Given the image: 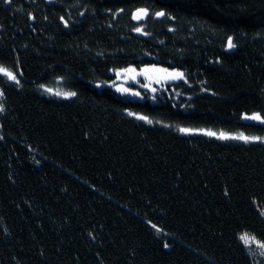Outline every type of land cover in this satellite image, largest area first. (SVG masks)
<instances>
[{
  "label": "trees",
  "instance_id": "obj_1",
  "mask_svg": "<svg viewBox=\"0 0 264 264\" xmlns=\"http://www.w3.org/2000/svg\"><path fill=\"white\" fill-rule=\"evenodd\" d=\"M0 66V264H264V143L196 133L264 137V0H0Z\"/></svg>",
  "mask_w": 264,
  "mask_h": 264
},
{
  "label": "snow or ice",
  "instance_id": "obj_2",
  "mask_svg": "<svg viewBox=\"0 0 264 264\" xmlns=\"http://www.w3.org/2000/svg\"><path fill=\"white\" fill-rule=\"evenodd\" d=\"M5 2L7 3H11L12 0H5ZM155 16L157 17H164L166 15L165 12L163 11H159L154 13ZM149 16V11L147 9L141 8V9H137L136 12L133 14V19L136 21H140L146 17ZM61 19L63 20V17H61ZM67 21H65V27H67ZM135 31H137L138 33L141 34H146L143 32V29L141 27H137L135 29ZM236 47V44L233 43V38L232 37H228L227 39V48L228 49H233ZM126 73H134L135 75H145V77L147 79H154L157 83L161 82L162 80H185V76L183 72H179V71H169L168 69H164V68H156L155 66L151 67V68H144L141 69L139 72H137L136 69L134 68H128L124 70ZM154 74L153 76H149L148 74ZM120 73H117V75H119ZM0 75L4 76L7 78L8 81H11L13 83H15L16 85H20L21 81L18 78V75H22V73L17 74L11 70H8L7 68H5L4 66H0ZM135 75L132 77L133 79H135ZM185 82H187L185 80ZM145 87H147V85H144ZM43 87V86H41ZM119 90V89H118ZM45 91L47 92H52L51 89H45ZM127 91V90H126ZM152 91H155V89H152ZM56 96H62L65 99H70L72 97H75L77 95L76 92H61V91H57L55 93H52ZM133 95H139V93L133 92ZM4 97V91L0 90V99H2ZM4 111V105L3 103H0V112ZM129 115H133L132 113H129ZM137 119L140 120H147L146 117L144 116H137ZM244 119L246 120H251V121H256L260 124H264V116H262L260 113H254L252 115H246L244 117ZM148 123H152V121L148 120ZM181 132L184 133H189L191 132L190 129H180ZM205 135L208 136H216L217 134L214 132H205ZM218 138L220 139H238V140H242L244 143H251V142H259V143H264V137H259V136H245L244 134H239L238 136H226L224 133H220ZM0 139H2V137H0ZM227 195V192L225 193ZM261 215H264V211L261 212ZM152 227L155 229L156 232H161L162 229L157 227L156 225H152ZM239 239L241 240V242L245 245V247H248L249 249L252 248L253 245H255L257 248L260 249V255L262 257H264V241L258 240L256 238L255 235H249L247 232L243 233L240 235ZM165 248L168 247L167 244L164 245ZM250 255H255V253L250 251Z\"/></svg>",
  "mask_w": 264,
  "mask_h": 264
},
{
  "label": "rangeland",
  "instance_id": "obj_3",
  "mask_svg": "<svg viewBox=\"0 0 264 264\" xmlns=\"http://www.w3.org/2000/svg\"><path fill=\"white\" fill-rule=\"evenodd\" d=\"M233 43H234V41H233ZM227 51H228V49H227ZM151 67H153V66H146V67H142L141 69L151 68ZM155 67L156 68H161V67H158V66H155ZM130 68L136 69L137 72L140 71V69L138 70L134 66H132ZM169 71H175V70H169ZM117 73H120V74L117 75ZM114 75L116 77V80L114 82L115 90L118 91L119 93L123 94V95H131L132 98H137V99L143 98V95L140 92V90L132 89L131 86H132L133 83L147 85V89H149L148 90L149 93L151 95L155 96L156 94H158L157 93V92H159L158 90L164 91V90L167 89V86L169 84H172V83H175V82L179 81V80H175V81H173V80H162L161 82L157 83L154 79H147L145 77V75H135L134 73H126L124 70H120V71L114 72ZM134 75H135V79L132 78ZM148 75L149 76H153L154 74L150 73ZM152 89H155V91H152ZM133 92L139 93V95H133L132 94ZM205 132H208V131H201V132H196V133L204 134ZM218 136H219V134H217L216 136H213V137H218Z\"/></svg>",
  "mask_w": 264,
  "mask_h": 264
},
{
  "label": "water",
  "instance_id": "obj_4",
  "mask_svg": "<svg viewBox=\"0 0 264 264\" xmlns=\"http://www.w3.org/2000/svg\"><path fill=\"white\" fill-rule=\"evenodd\" d=\"M149 15H150V14H149ZM148 18H149V16L146 17V18H144V19H142V20H140V21H136V20H134V19H133V21H134L136 24L139 25V24H142V23H146V22L148 21ZM142 29H143V32L146 30L144 27H143ZM138 35L141 37V33H138ZM233 41H234V39H233ZM237 48H238V47H235V48H233V49H228L227 52H229V53H234V52H236Z\"/></svg>",
  "mask_w": 264,
  "mask_h": 264
}]
</instances>
